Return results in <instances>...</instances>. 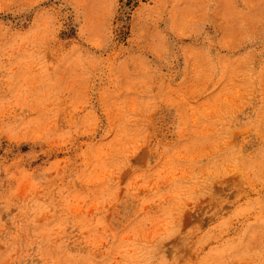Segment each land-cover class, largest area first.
Here are the masks:
<instances>
[{"label": "rangeland", "instance_id": "1", "mask_svg": "<svg viewBox=\"0 0 264 264\" xmlns=\"http://www.w3.org/2000/svg\"><path fill=\"white\" fill-rule=\"evenodd\" d=\"M0 264H264V0H0Z\"/></svg>", "mask_w": 264, "mask_h": 264}]
</instances>
